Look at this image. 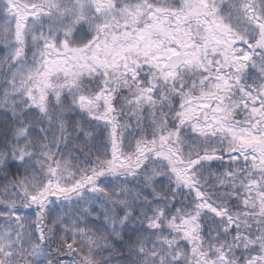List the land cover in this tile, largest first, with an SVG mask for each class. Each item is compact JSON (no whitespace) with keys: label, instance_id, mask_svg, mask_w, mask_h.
Returning a JSON list of instances; mask_svg holds the SVG:
<instances>
[{"label":"snow or ice","instance_id":"obj_1","mask_svg":"<svg viewBox=\"0 0 264 264\" xmlns=\"http://www.w3.org/2000/svg\"><path fill=\"white\" fill-rule=\"evenodd\" d=\"M0 264H264V0H0Z\"/></svg>","mask_w":264,"mask_h":264}]
</instances>
